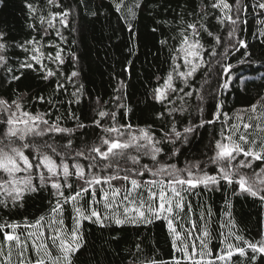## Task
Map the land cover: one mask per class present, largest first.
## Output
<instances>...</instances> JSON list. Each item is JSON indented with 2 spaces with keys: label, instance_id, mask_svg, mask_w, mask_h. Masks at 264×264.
Segmentation results:
<instances>
[{
  "label": "snow or ice",
  "instance_id": "1",
  "mask_svg": "<svg viewBox=\"0 0 264 264\" xmlns=\"http://www.w3.org/2000/svg\"><path fill=\"white\" fill-rule=\"evenodd\" d=\"M47 3L60 10L47 16L40 15L39 24L47 25L45 35L48 29H55V35L66 44L67 38L56 28V24L58 22L63 28H68L75 9L63 7L60 0H47ZM113 4L121 19L125 20L128 31L134 32L130 21L136 18L141 0H135L131 5L126 4L125 0H113ZM25 7L30 16L36 15L37 9L33 4L26 3ZM248 7L244 0H200L198 6L193 0L194 10L187 13L193 19L189 22L181 17L178 21L181 25L177 32L178 47L169 48L170 68L164 76L156 77L157 86L150 92L153 105L146 104L147 110L142 112L144 125L119 123L115 111L99 110L91 123L102 134H97L98 142L79 150H73L71 137L89 125L83 123L75 113L68 112V118L76 121L75 127H64L60 124V116L50 122L45 118L48 113L27 110L21 102L22 97L13 99L0 95V211L8 210L9 216L25 214L30 203L37 198L47 201L44 208H37L31 218L23 215L21 221L0 223V264H13V255L16 264H76L86 247L83 231L86 221L102 229L115 225L114 230L121 231L125 225L166 222L171 248L177 253L171 256L168 264H231L237 255L250 260L252 264L258 259L264 260V237L255 242L246 241L229 231L221 241L223 250L214 253L209 247L211 232L207 225L199 230V235H194L197 229L195 221H189L190 226L186 229L181 223L187 212L191 211L185 194L201 187L212 191L228 185L232 187L233 194H246L264 204V95L249 106L238 109L233 116L222 111L224 102L216 95L213 109L205 118V98L197 90L200 101L196 108L200 114L198 122L185 117L187 106H174L177 95L182 94L179 95L182 102L185 97L193 95L192 91L185 89L192 87L190 81L210 63L205 60V53L216 57V47L222 45L221 37L211 30L212 19L221 27L227 26L229 43L223 46L221 60L231 54L230 50L248 49L249 45L238 35V25L244 22L241 17ZM255 7L260 10V15H264V0H256ZM208 8L213 11L209 13ZM28 27L36 30L35 24ZM156 31V28L152 29V32ZM259 35L264 37V31H260ZM206 38L214 42L211 50L202 42ZM159 44L168 46V39H160ZM47 46L55 49L54 54H45V45L35 37L16 42L14 37L0 30V67L10 74L11 81H19L25 75V70L35 73L41 81H49L57 77L58 72L64 76L60 66L65 63V55L70 57L73 65L78 63L75 52L69 50L65 53V49L58 44L50 43ZM10 48H19L26 54L23 61L17 62L16 69L8 67L10 57L6 53ZM135 48L133 39L130 54H134ZM243 55L251 56V53L245 51ZM221 60L215 61L221 68L217 94L221 89H228L232 81L233 65L221 63ZM47 62L56 65V70L49 67ZM211 71L209 67L204 75ZM79 76L80 72L73 70L66 80L74 82V78ZM177 81L183 86H179ZM6 82L0 81V89ZM119 83L116 91L122 92L125 85L123 81ZM61 89L66 91L65 85L57 81L55 90ZM83 94V85L80 84L71 93L74 100L67 103H79ZM125 95L113 99L118 102L116 108L124 109L123 115L126 116L132 109L119 103ZM35 99L55 106L53 100L42 94ZM154 104H159L161 108L155 109ZM105 118L107 124L103 122ZM217 123L221 126L209 141L211 154L205 153V160L192 159L186 161L183 167L170 162L192 146L199 129ZM154 124L157 128L153 127ZM157 131L160 132L159 136ZM52 134H67V143L35 142L36 138L43 139ZM61 148L64 150H59ZM143 157H147L151 165L142 163ZM164 157L168 160L163 161ZM255 162H261L255 165L258 171L251 174L245 171L252 170ZM210 166H214L211 172ZM146 174L152 178L142 179ZM114 182H120L119 186ZM97 196L101 199H96ZM228 206L231 207L230 202ZM69 207L73 221L71 228L64 223V215ZM226 214L231 215L230 212ZM211 215L208 209L207 216ZM200 218L204 220V214ZM229 237L243 246L241 243H230ZM109 243L115 244L117 250L123 245L132 244L140 252L145 241L139 238L132 241L114 235ZM146 264L161 262L153 259Z\"/></svg>",
  "mask_w": 264,
  "mask_h": 264
},
{
  "label": "trees",
  "instance_id": "2",
  "mask_svg": "<svg viewBox=\"0 0 264 264\" xmlns=\"http://www.w3.org/2000/svg\"><path fill=\"white\" fill-rule=\"evenodd\" d=\"M134 2L135 0H125V3L129 5ZM244 2L249 7L241 17L244 22L238 25V35L249 45L248 49L230 50L231 54L221 60L220 54L223 53V46L229 43L227 26L221 27L215 19H212L211 30L219 35L222 41V45L216 47L217 56L211 57L205 53L204 58L210 63L198 71L195 78L190 81L192 87L185 89L193 92L191 97H185L183 102L179 99V95L182 94L175 97L174 106H187L188 113H185V117L192 119L193 122H198L200 115L196 111L200 104L197 99V90L205 98L203 102L205 118L213 109L216 95H219V99L224 102L225 106L222 111L227 112L229 116H233L238 109L249 106L264 95V37L259 35L260 31H264V15H260V10L255 7L256 0H244ZM26 3L33 4L37 9L35 16H30L25 7ZM60 3L65 8L75 9L70 17L68 28H63L58 22L56 24V28L67 38L66 44L55 35V29H48L45 35L44 29L47 25L39 24L40 15L47 16L50 12L60 10L55 5H49L47 0H0V30L14 37L16 42L35 37L45 45L43 49L45 54L48 52L54 54L55 49L47 46L51 43L63 47L65 53L69 50L75 52L79 58L78 63L73 65L70 57L65 55V63L60 66V72H63L64 76L58 72L57 77L49 81L39 80L37 75L30 70H25V75L19 81H11L10 74L5 68L0 67V81H8L0 89V95L13 99L20 96L27 110L48 113L45 118L50 122L60 116L62 118L60 124L64 127L71 128L76 124L75 120L68 118L69 111L79 116L81 121L89 127L73 134L71 137L73 150H79L98 142L97 134L102 133L100 129L92 125L91 120L99 110L115 111L119 123L143 126L145 121L141 118L142 112L147 110L146 104L153 105L150 92L157 86L156 77L164 76L170 68L169 48L178 47L177 32L181 27L178 21L181 17L189 22L193 19L187 15L188 12L194 10L193 0H141V8L136 18L130 21L134 28L132 33L128 31L125 20L121 19V14L115 11L113 0H83V3H80V0H60ZM194 3L198 6L200 0H194ZM212 11L208 8L209 13ZM29 24H35L36 30L29 28ZM153 28L157 31L152 32ZM173 37L176 38L173 39ZM164 38L168 39V46L162 47L159 40ZM133 39L136 48L134 54H130ZM202 42L206 48L211 50L214 43L211 38H206ZM245 51L250 52L251 56H244ZM6 54L10 57L8 67L14 69L18 67L17 62L23 61L26 55L19 48H10ZM216 60L233 65L231 86L228 89H221L218 94L216 90L221 82L219 75L221 68L215 62ZM129 61H131L130 65ZM47 63L49 67L56 70V65L51 62ZM209 67L212 71L205 76L204 73L208 72ZM73 70L79 71L80 76L74 78V82H68L66 76L70 75ZM57 81L65 85L66 91L64 89L55 90ZM120 81L124 82L125 87L122 92H117ZM176 83L183 86L180 81ZM80 84L83 85L84 93L80 97V102L67 103L69 100H74L71 93L75 92ZM125 93L124 99L119 103H124L132 109L126 116L123 115L124 109L116 108L118 102L113 99ZM41 94L53 100L55 106L37 101L35 97ZM154 107L157 110L161 108L159 104H154ZM103 122L107 124V118ZM220 126V123H217L214 126L206 125L199 129V134L192 146L184 151L183 155L170 162L183 167L186 161L192 159L205 160L207 158L205 153L211 154L208 150L209 141L219 131ZM153 127L157 128V125L154 124ZM159 135L160 132L157 131V136ZM67 138V134H52L43 139L36 138L35 142L41 144L48 141L64 145L67 143ZM167 160V157L163 158V161ZM141 162L151 165L147 157H143ZM260 163L255 162L252 170L245 171L249 174L252 171H258L255 165ZM213 169L214 166L209 167L210 172ZM151 178L146 174L142 179ZM114 183L117 186L120 184V182ZM185 198L191 204V211L187 212L186 209L187 216L181 222L183 227L189 228V221H195L197 229L194 230V235H199V230L207 225L211 232L209 247L214 253L223 250L224 245L221 241L229 231L246 241L255 242L264 237V204H261L258 198L238 192L233 194L232 187L228 185L212 191L201 187L185 194ZM96 199H101V197L97 196ZM229 202L231 207L228 206ZM46 204L47 201L37 198L30 203L28 213L9 216L8 210L0 211V223L21 221L23 215H29L31 218L32 214H36L37 208H44ZM208 209L211 210V217L207 216ZM100 210H103L102 206ZM229 212L230 216L226 214ZM70 213L71 208L69 207L64 215L67 228L73 225ZM201 214H204V220H201ZM115 228V225H111L102 229L91 222H84L86 247L76 260V264H146L148 260L153 259L160 261L161 264H168L171 256L177 255L171 248V237L168 235L166 222L156 221L153 224L137 226L125 225L122 231L114 230ZM114 235L124 236L132 241L138 238L144 240L145 243L141 245L143 251L137 252L132 244L123 245L120 250H117L115 244L109 243ZM0 240H2V234H0ZM229 242L241 243L233 237H229ZM241 246H243L242 243ZM248 251L251 255V251ZM12 258H16L15 255ZM231 264H252V262L237 255L233 257ZM255 264H264V260L258 259Z\"/></svg>",
  "mask_w": 264,
  "mask_h": 264
},
{
  "label": "rangeland",
  "instance_id": "3",
  "mask_svg": "<svg viewBox=\"0 0 264 264\" xmlns=\"http://www.w3.org/2000/svg\"><path fill=\"white\" fill-rule=\"evenodd\" d=\"M12 260H13V264H16V258H12Z\"/></svg>",
  "mask_w": 264,
  "mask_h": 264
}]
</instances>
